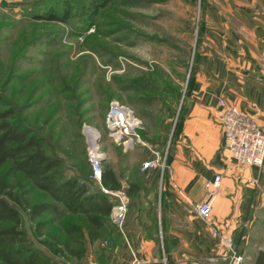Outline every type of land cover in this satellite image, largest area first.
<instances>
[{"label":"rangeland","instance_id":"374dc122","mask_svg":"<svg viewBox=\"0 0 264 264\" xmlns=\"http://www.w3.org/2000/svg\"><path fill=\"white\" fill-rule=\"evenodd\" d=\"M33 1L17 0L14 7L0 8V94L18 107L22 118L36 119L43 133L50 132L51 143L68 164L74 159L67 153L86 151L83 125L96 129L102 169L113 165L124 179L126 169L142 155L129 153L108 136V105H128L140 119L145 139L160 148L167 145L197 59L203 0H111L87 28L77 15L83 0L73 1L75 15L69 24L24 14ZM58 1L53 0V6L58 7ZM48 36L54 42L45 45ZM137 79L141 80L132 82ZM62 85L73 91L54 95V88ZM95 186L99 183L92 180L90 187ZM23 218L28 239L46 252L33 237L25 214ZM260 218L263 231L252 238L264 245V209ZM57 258L62 264H79Z\"/></svg>","mask_w":264,"mask_h":264},{"label":"crops","instance_id":"0c3cea01","mask_svg":"<svg viewBox=\"0 0 264 264\" xmlns=\"http://www.w3.org/2000/svg\"><path fill=\"white\" fill-rule=\"evenodd\" d=\"M202 5L197 59L179 125L164 148L140 131L150 148L127 150L142 155L120 178L122 188L127 181L136 184L135 204L129 205L117 240L95 242L84 264H130L136 257L147 264H228L225 246L194 210L204 198L205 181L217 173L222 179L211 224L231 238L245 264L264 263V245L252 238L263 231L264 161L242 165L231 158L223 145L219 105L224 99L237 106L264 130V0H203ZM168 148L170 172L141 170L151 149L166 156Z\"/></svg>","mask_w":264,"mask_h":264},{"label":"trees","instance_id":"16d2710c","mask_svg":"<svg viewBox=\"0 0 264 264\" xmlns=\"http://www.w3.org/2000/svg\"><path fill=\"white\" fill-rule=\"evenodd\" d=\"M42 1L46 0L33 1L24 14L35 20L62 24H69L75 15L74 0H59L58 7L53 6V0H49L47 7L42 5ZM110 1L83 0L81 11L77 14L83 27L95 23L99 12ZM53 42L54 37L48 36L44 40L45 45ZM11 74L12 70L8 78ZM54 89H57L56 93L53 91L54 95L73 91L66 85ZM179 91H176L175 98ZM182 111L183 104L173 131L179 125ZM36 121L22 118L18 107L0 94V264H62L56 260L57 257L84 264L95 242L107 244L117 240L120 234V229L110 218L113 200L101 187L123 189L129 198V205L135 204L138 188L129 181L122 188L120 176L111 166L102 169L99 186L91 188L93 179L86 151L67 153L68 159H74L68 164L57 151L59 147L51 143L50 132L43 133V127L38 126ZM168 154L169 148L166 162ZM23 214L30 223L36 242L46 252L28 239ZM54 221L58 225H53ZM261 259L264 260V255L260 256Z\"/></svg>","mask_w":264,"mask_h":264},{"label":"built area","instance_id":"2783aa9c","mask_svg":"<svg viewBox=\"0 0 264 264\" xmlns=\"http://www.w3.org/2000/svg\"><path fill=\"white\" fill-rule=\"evenodd\" d=\"M17 0H0L1 7H14ZM221 108L220 122L223 131V145L228 150L231 158L242 165L261 166L264 161V130L255 121L253 115L239 109L237 106L219 100ZM105 128L109 137L118 145L124 148H132L135 145H142L148 148L149 145L142 139L140 131L142 125L140 119L133 110L123 103L111 101L105 114ZM82 131L86 141V154L90 164V177L98 183L102 175L103 153L100 148V134L92 128L91 131ZM152 158L143 162L141 170L159 169L161 173L170 172V167L166 162V156L161 155L159 150L151 149ZM222 175L217 173L211 179L205 181L204 198L194 204L196 215L212 229L213 236L217 237L227 250L228 264H245L244 258L232 245L231 238L219 234L217 229L211 224V209L215 197L219 193ZM101 189L113 199L110 218L112 222L121 229L129 209V198L123 189L108 190ZM130 264H147L139 257L132 260Z\"/></svg>","mask_w":264,"mask_h":264},{"label":"bare ground","instance_id":"6f19581e","mask_svg":"<svg viewBox=\"0 0 264 264\" xmlns=\"http://www.w3.org/2000/svg\"><path fill=\"white\" fill-rule=\"evenodd\" d=\"M84 130H85V132H86V131H91L92 128H91L90 126H85Z\"/></svg>","mask_w":264,"mask_h":264}]
</instances>
